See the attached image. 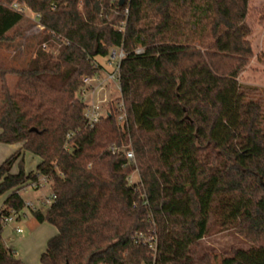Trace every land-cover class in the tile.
Listing matches in <instances>:
<instances>
[{"label":"trees","instance_id":"trees-1","mask_svg":"<svg viewBox=\"0 0 264 264\" xmlns=\"http://www.w3.org/2000/svg\"><path fill=\"white\" fill-rule=\"evenodd\" d=\"M22 9L51 51L0 63V144L22 145L0 166V264H24L4 220L42 181L57 199L31 214L58 234L41 264H264V92L240 82L251 0H0V44L22 36ZM113 50L127 126L115 105L91 128L83 79ZM26 154L40 160L29 173ZM212 221L249 249L201 253Z\"/></svg>","mask_w":264,"mask_h":264},{"label":"rangeland","instance_id":"rangeland-1","mask_svg":"<svg viewBox=\"0 0 264 264\" xmlns=\"http://www.w3.org/2000/svg\"><path fill=\"white\" fill-rule=\"evenodd\" d=\"M264 0H251V26L253 27V35L251 36V42L253 44L256 56L250 62L246 72L242 75L241 83L244 86L258 89V92H264ZM26 21L19 28L22 36L18 34L14 42L0 44V63L6 65H17L27 61H31L34 54L39 49L46 52H50V47L45 45H39V38L42 33V28L35 22V16L30 12H25ZM20 33V34H21ZM13 35V34H11ZM57 54V51H53ZM109 58H99L98 62L102 64L105 70L98 76L105 82L103 88H99L100 82L97 80L92 84L93 89H96L95 99L97 101H106L104 106V112H106V106L110 104L115 106L119 102L121 97L120 91L117 86V82L108 81V77L116 72V67L109 64ZM101 81V82H102ZM90 98L88 102H90ZM111 110V109H110ZM2 146V145H1ZM8 146V145H7ZM11 146V145H10ZM0 154H6V152L13 153L12 147H0ZM16 152V151H15ZM14 152V153H15ZM12 155V154H11ZM1 156V155H0ZM39 160L30 154H26L24 158V168L27 173L32 172L37 167ZM19 172L18 164L13 168V173ZM130 182L132 185L140 182L138 171L134 172L130 176ZM21 195L26 203V208L22 214L21 221L15 220L6 227L19 226L23 231H28L31 228L34 218L31 214V210L41 209L46 210L49 208L52 199L53 192L51 186L45 184L39 189L28 187L21 192ZM202 247L201 253H212L217 256H223L235 249L247 250L249 244L234 230L222 231L219 226L211 222V233L209 237L201 241ZM20 258V257H19ZM22 259V258H20Z\"/></svg>","mask_w":264,"mask_h":264},{"label":"built area","instance_id":"built-area-1","mask_svg":"<svg viewBox=\"0 0 264 264\" xmlns=\"http://www.w3.org/2000/svg\"><path fill=\"white\" fill-rule=\"evenodd\" d=\"M22 12H27L26 9H22ZM37 18V16H35V19ZM137 53H141V51H138ZM125 55L123 53L122 50H113L111 51L110 55H109V64L110 65H114L116 67V72L112 75H110L108 77V81L110 82H117V86L118 89L120 91V95H121V90H120V64L122 62V60L124 59ZM100 82L99 84V88H103L105 82L101 80V77H94V78H90V77H85L83 79V90L81 92V100L86 104V112H85V118L87 120L88 125L91 128H94L95 126H97L101 120L103 118H105L110 112H111V105L108 104L106 106V112H104V106L103 104L106 102H102V101H97L95 99V94H96V89H93L92 84L95 81ZM102 81V82H101ZM90 98V102H88V99ZM119 102L116 103V108H117V122L121 127H126L127 126V122H128V117H127V113L125 110V105L122 101V96L119 98L118 100ZM127 159L129 161L130 164H136V159H135V154L132 150L127 152ZM44 181H42L41 186L43 187L44 185ZM34 187H36V185H34ZM57 196L53 195L52 199L49 200L50 204L52 203V201L56 200ZM18 216L12 212L10 214V216H8L5 220H4V225L7 226L10 223L14 222L15 220H17ZM17 233L18 234H22L23 231L21 229H17ZM145 244H149L150 248L153 250H156V246H157V240L152 238L150 240H144Z\"/></svg>","mask_w":264,"mask_h":264},{"label":"crops","instance_id":"crops-1","mask_svg":"<svg viewBox=\"0 0 264 264\" xmlns=\"http://www.w3.org/2000/svg\"><path fill=\"white\" fill-rule=\"evenodd\" d=\"M1 145L5 147H12L15 151H18L22 147L21 144L11 146L0 144V147H2ZM15 151L13 150V153L6 152V154H0V166L11 156V154L13 155ZM39 162L37 163L39 164ZM3 207L4 197L0 198V212L3 210ZM19 221H21V219H19L18 222ZM34 221L35 222H32L31 228L26 232L23 231L22 228H19L18 224L17 226L11 227L5 226L2 232V238L5 246L13 249L16 253V257L24 264H41L40 260L42 255L47 250L48 242L58 234L57 229L48 223L40 224L35 219ZM17 229H21L23 233L18 234Z\"/></svg>","mask_w":264,"mask_h":264}]
</instances>
